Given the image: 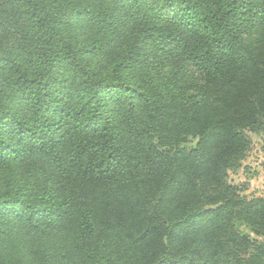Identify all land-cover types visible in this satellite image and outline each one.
I'll return each instance as SVG.
<instances>
[{"label": "trees", "instance_id": "obj_1", "mask_svg": "<svg viewBox=\"0 0 264 264\" xmlns=\"http://www.w3.org/2000/svg\"><path fill=\"white\" fill-rule=\"evenodd\" d=\"M252 134L264 0H0V264H264Z\"/></svg>", "mask_w": 264, "mask_h": 264}, {"label": "crops", "instance_id": "obj_2", "mask_svg": "<svg viewBox=\"0 0 264 264\" xmlns=\"http://www.w3.org/2000/svg\"><path fill=\"white\" fill-rule=\"evenodd\" d=\"M261 135H252V148L242 162L243 171L249 172L253 176V185L249 191H254V195L264 197V147ZM254 140H257L256 142Z\"/></svg>", "mask_w": 264, "mask_h": 264}, {"label": "rangeland", "instance_id": "obj_3", "mask_svg": "<svg viewBox=\"0 0 264 264\" xmlns=\"http://www.w3.org/2000/svg\"><path fill=\"white\" fill-rule=\"evenodd\" d=\"M255 135V134H252ZM257 135H261V139L264 137V134H257ZM263 140V139H262ZM253 141V140H252ZM255 142L257 140H254ZM253 143V142H252ZM263 146L264 147V140H263ZM194 141H192L190 143V145H193ZM244 169L240 168L236 171H230L229 172V177L228 180L235 184L238 185L239 187L243 188V193L247 196H252L254 195V191H249V189L252 187L253 185V176L250 175L249 172L243 171ZM236 228L238 229V231L242 234H246L249 235L251 238H253V234L250 232V230L248 229V227H246L245 225H243L242 223H237L236 224Z\"/></svg>", "mask_w": 264, "mask_h": 264}]
</instances>
